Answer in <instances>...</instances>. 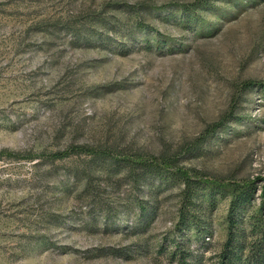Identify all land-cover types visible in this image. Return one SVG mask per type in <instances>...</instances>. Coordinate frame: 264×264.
Returning a JSON list of instances; mask_svg holds the SVG:
<instances>
[{
  "label": "rangeland",
  "instance_id": "1",
  "mask_svg": "<svg viewBox=\"0 0 264 264\" xmlns=\"http://www.w3.org/2000/svg\"><path fill=\"white\" fill-rule=\"evenodd\" d=\"M79 146L178 160L223 191L210 232L181 186L50 159ZM0 155V264H220L250 186L235 234L264 264V0H0Z\"/></svg>",
  "mask_w": 264,
  "mask_h": 264
},
{
  "label": "trees",
  "instance_id": "2",
  "mask_svg": "<svg viewBox=\"0 0 264 264\" xmlns=\"http://www.w3.org/2000/svg\"><path fill=\"white\" fill-rule=\"evenodd\" d=\"M222 125L223 124H221V126ZM219 127V125H216L214 129L208 130L207 134L210 135V133L214 132L215 129ZM72 153L83 154L95 159L122 162L130 168L139 169L141 176L156 178L161 184L174 183L181 186L180 225H182L186 231H190L191 228V230H196L197 235L199 233L206 234L210 232V225L199 216V211H201L200 209L202 208L209 210L211 207L214 209L217 205L215 194H221L223 191H220L219 188L210 187L208 183L203 180L201 181L197 176L193 177L194 175L190 176L189 173L179 170L177 168L178 160H169L166 157H160L158 160H155L139 154L124 156L108 149H93L86 146L73 147L65 152L53 153L50 155V159L60 160ZM253 193V186L233 192V202L228 215L229 239L225 244L223 250L224 256L222 255L220 264H248L250 262L248 261V263H246L243 261V237H237L235 232L242 222L238 220L239 217L246 211V208L251 205ZM205 216H208V214L205 213ZM226 252H228L227 255ZM181 257L183 258V256Z\"/></svg>",
  "mask_w": 264,
  "mask_h": 264
}]
</instances>
